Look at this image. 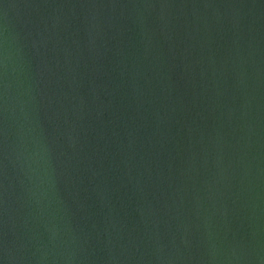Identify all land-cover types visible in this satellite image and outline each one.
Instances as JSON below:
<instances>
[{
    "label": "water",
    "instance_id": "water-1",
    "mask_svg": "<svg viewBox=\"0 0 264 264\" xmlns=\"http://www.w3.org/2000/svg\"><path fill=\"white\" fill-rule=\"evenodd\" d=\"M0 264H264V0H0Z\"/></svg>",
    "mask_w": 264,
    "mask_h": 264
}]
</instances>
